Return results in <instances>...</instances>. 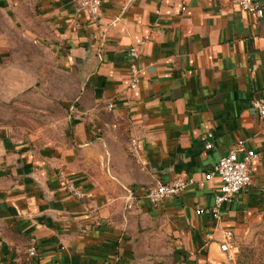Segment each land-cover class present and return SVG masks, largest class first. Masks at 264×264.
<instances>
[{"label":"crops","instance_id":"0c3cea01","mask_svg":"<svg viewBox=\"0 0 264 264\" xmlns=\"http://www.w3.org/2000/svg\"><path fill=\"white\" fill-rule=\"evenodd\" d=\"M84 1L0 0L22 32L0 44V62L27 55L15 75L50 76L44 125H0V262L35 239V264H224L225 232L238 243L264 220V120L252 107L264 97V15L235 0H105L94 18ZM233 148L259 154L251 185L219 219L197 213L214 204L221 180L206 176ZM178 177L192 182L177 197L144 196Z\"/></svg>","mask_w":264,"mask_h":264},{"label":"rangeland","instance_id":"374dc122","mask_svg":"<svg viewBox=\"0 0 264 264\" xmlns=\"http://www.w3.org/2000/svg\"><path fill=\"white\" fill-rule=\"evenodd\" d=\"M20 30L13 24L11 17L0 10V44L12 45L17 40ZM19 51L31 49L32 53L41 61V65L51 68L53 60L42 50L33 49L25 41H19L15 44ZM25 48V49H24ZM11 51V50H10ZM11 54V53H9ZM11 57V55H10ZM20 61L27 66V55L19 58L5 59L0 62V125H10L14 128H36L44 125L45 117L49 115L47 110L50 108L45 105L44 84L46 76L43 73H34L31 69H25L21 75H15L12 64ZM22 78L26 83L25 88L28 91H18L13 94L9 88L13 80ZM3 84L8 87L3 90ZM51 114L57 115L55 112ZM58 117V116H57ZM10 257V256H9ZM9 262H0V264H35L32 262V256L29 255L28 249L18 252L11 257ZM16 258V259H15ZM224 264H264V220L255 224L250 231L242 236L237 243V252L233 259L227 260Z\"/></svg>","mask_w":264,"mask_h":264},{"label":"built area","instance_id":"2783aa9c","mask_svg":"<svg viewBox=\"0 0 264 264\" xmlns=\"http://www.w3.org/2000/svg\"><path fill=\"white\" fill-rule=\"evenodd\" d=\"M105 0H85L84 6L89 10L92 17L96 18L100 14L101 4ZM238 6L252 15L261 18L264 15V9L259 0H235ZM130 55L133 59L131 62L132 81L131 87L136 88L140 82L141 69L135 62L137 49L130 48ZM252 107L257 114L264 120V97H256L252 100ZM212 133H208L204 139L207 140L205 147H213L210 140ZM259 158V154L254 150H247L242 157L237 155V149L233 148L226 155H223L206 178L218 176L221 180L219 191L215 197L214 204L210 207L198 208L197 213H205L219 219L221 217V208L227 201L232 200L241 190L247 188L252 183L250 165ZM191 179L178 177L171 183H157L148 185L144 188V196L153 204H159L165 200L177 197L190 183ZM220 250L225 254L228 260L234 258L237 252V242L233 232L226 231L225 238L220 242ZM30 256L35 257L38 254L37 242L32 239L28 248Z\"/></svg>","mask_w":264,"mask_h":264}]
</instances>
